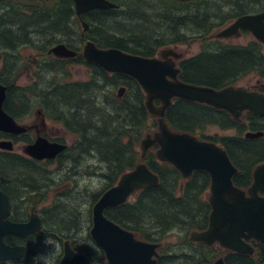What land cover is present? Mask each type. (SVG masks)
<instances>
[{
    "label": "trees",
    "instance_id": "trees-1",
    "mask_svg": "<svg viewBox=\"0 0 264 264\" xmlns=\"http://www.w3.org/2000/svg\"><path fill=\"white\" fill-rule=\"evenodd\" d=\"M111 1L119 9L82 17L91 27L87 36L89 40L100 48H116L150 58L155 57L162 48L187 45L192 38L200 39L204 45L211 44L214 40L210 36L218 32L219 28L240 16L264 9V0H187L189 4L184 0ZM56 6L57 10L53 12L59 16H0V49L19 53L22 48L32 47L42 55L55 44L66 43L76 48V43H84L83 38L81 42L78 40L81 37L78 32L81 25L77 16H72L74 10L70 0H61ZM33 36L41 39V45L37 44ZM57 37L62 39L57 40ZM212 48H204L196 57L182 62V78L185 82L221 88L250 73H256L264 79V51L261 44L252 42L247 47ZM48 58L39 60V70L56 73L65 70L66 64L73 63L90 69L96 80L89 83H53L48 90H42L39 84L24 89L7 83L10 91L6 111L15 118H23L24 115L19 113V107L15 108L14 102L22 103V108H25L30 102L25 94H31L39 97L40 104L45 102L44 109L55 119L64 121L73 133L79 129L83 135L92 124L95 133L92 145L99 162L108 170V174L102 175L110 184L108 188L113 187L121 175L134 169L138 159L139 163H146L160 176V184L142 191L134 205H123L106 213L118 224L137 229L134 221L151 222L153 225L150 228L157 229L159 236L176 228L185 231L204 229L208 215L207 205L201 200L204 182H207L205 174L197 173L194 184L187 185L183 191L180 188V173L173 166L159 164L151 151L144 160L135 151L142 134H151L153 129L154 132L158 129L157 118L151 116L145 107V95L139 84L125 75L107 74L86 61L81 54L69 62ZM38 77L42 80V76ZM99 78L102 79L100 82L105 83L103 85L112 88L126 86L128 96L119 99L111 93L104 98L106 106L101 108L96 105L97 102L91 99L99 98ZM43 94L46 96L43 97ZM76 110L86 112L82 119H76ZM152 119L154 121L150 124ZM166 120L174 131L196 134L202 140L221 142L244 174H250L253 165L264 162V140H246L243 137L221 139L204 134L209 127H219L224 131L236 128L240 135L244 132L241 125L225 112L177 99L168 110ZM257 129L258 125L254 124L252 130ZM3 137L0 134V139ZM36 170L35 165L27 163L19 155L0 152V189L15 200L16 191L21 185V188L39 187L38 182L44 180L42 176L34 178ZM239 183L243 184V179ZM44 201L42 197L40 202ZM142 235L146 239L153 236L146 230ZM10 238L7 237L8 243Z\"/></svg>",
    "mask_w": 264,
    "mask_h": 264
},
{
    "label": "water",
    "instance_id": "water-1",
    "mask_svg": "<svg viewBox=\"0 0 264 264\" xmlns=\"http://www.w3.org/2000/svg\"><path fill=\"white\" fill-rule=\"evenodd\" d=\"M77 18L91 10H117L119 6L109 0H73ZM83 32L90 26L81 22ZM242 30L249 31L264 45V11L247 14L237 18L224 29L213 33L210 39L226 40L237 37ZM49 54L58 59H75L78 53L60 43L52 47ZM83 57L105 72L120 74L134 79L146 94L145 107L148 113L157 118V131L146 134L140 142L141 159L156 146L155 157L160 163H168L179 171L184 179L195 171H204L211 176L212 185L210 204L212 213L208 230L192 232L191 240L212 246L219 243L222 247L239 254L252 255L255 250L247 243L254 239L264 257V198L259 195L264 190V164L254 170V184L245 192L237 188L232 178L238 169L232 164L227 152L214 142L203 141L196 136L176 132L170 128L166 120V112L173 106L174 99H181L213 107L228 112L236 122L241 121L244 112L249 116L264 117V94L250 92L243 87L228 86L217 90L207 86L185 83L179 79L181 69L177 68V60L182 54L175 48H164L158 57H143L130 54L116 48H99L93 41L84 46ZM8 87L0 84V133L20 136L29 128L21 125L7 113L4 103ZM125 89L118 95L122 98ZM160 102L157 105L156 102ZM39 113H41L39 111ZM264 133L249 132L247 139H258ZM67 146L51 143L40 138L33 145L24 146L22 152L38 161L54 160L66 150ZM0 150L13 153L12 141L1 140ZM160 177L146 163H138L136 167L123 174L116 186L106 191L93 208L94 227L92 235L98 245L103 248L112 264H155L152 256L156 255V247L136 241L134 235L123 230L110 221L105 211L127 203L132 195L142 190L158 186ZM11 200L9 195L0 190V262L19 261L26 248L13 247L6 243L10 235L23 239L41 231L42 222L33 214L28 223L11 221ZM135 244L138 248H134ZM127 248L122 249L123 246ZM133 251L128 249V246ZM87 259L67 251L62 264H85ZM215 264H225L223 259Z\"/></svg>",
    "mask_w": 264,
    "mask_h": 264
},
{
    "label": "flooded vegetation",
    "instance_id": "flooded-vegetation-1",
    "mask_svg": "<svg viewBox=\"0 0 264 264\" xmlns=\"http://www.w3.org/2000/svg\"><path fill=\"white\" fill-rule=\"evenodd\" d=\"M60 1L61 0H55L54 3L52 4L51 8H47V9L41 8V9H39V10H41V12H38V11L34 12L37 9L30 8V7H28L26 9L27 11H19L18 10L19 7L16 6L15 4H13L11 2V0L10 1L9 0H2V1H0V16H59L56 13H54L53 11L57 10L56 4L59 5ZM109 1H111V0H109ZM70 3L72 4L73 10H74L72 16H78L76 13L74 1L70 0ZM28 9H30V11H28ZM99 11H104V10H91V11H88L86 13L81 14V16H94V14L96 12H99ZM263 11H264V9L261 10L260 12H263ZM260 12H254V13H260ZM254 13H248V14H254ZM245 15H247V14H245ZM82 21H85V20L79 19L80 25H81ZM89 32H90V29L86 33H84L83 29H82L81 37H79L78 40L80 41L83 38L85 41L84 42L85 44L76 43V44H81V46H82V48L80 46L81 49L78 47L71 48L67 44H66V46L68 48L76 51L78 53V55L81 54L83 56L84 46L86 45V43L88 41H91L87 37ZM243 35L244 36H246V35L252 36V40L250 41V43L256 42V43L261 44V46L263 47V51H264V45L261 42H259L252 35L251 32L245 31V30H242L237 37H233V38L226 39V40H217V41H227V40H232V39H238ZM250 43H248L247 45H244V46L247 47ZM231 47L237 48V47H243V46H231ZM167 48H169V47H167ZM174 48L176 51H178L179 53L182 54V58L177 60L176 62H177V68L181 69L179 79L181 81L185 82L182 78L183 70L181 68V64L183 61H186L190 58H185L184 54L181 51H179L178 46H175ZM49 51H50V49L48 50V55H49V57L51 56L52 59L59 60V61H66V62L74 60V59H58V58L54 57L53 55L49 54ZM160 51H159V53H160ZM11 52L14 55H16L15 50L11 51V50L2 49V48L0 49V63H1L0 84L8 87L7 97H6V101L4 103V109H5L7 102L9 101L10 87H9V85H7V83L11 82L10 84L15 85L16 84L15 81H16V77H17L16 70H15V62H16V60L18 61V59H16V57L14 58L13 55L10 54ZM159 53L155 57H158ZM78 55H77V57H78ZM39 56H42V55H39ZM32 68H33V66H31V67L24 66V69L27 70V73L29 75H31V73H32V71H31ZM38 71H40L39 68H38ZM107 74H110V73H107ZM36 75L39 76L38 73H36ZM248 75L244 76L243 78L238 79L233 84H229L227 86H224L221 88H214V89L220 90V89H223V88L228 87V86H234L236 88L242 87V86H240L239 81H241L242 79H244ZM36 80L37 79H35L34 82H36ZM93 80L94 81L96 80L95 77H90L88 81H84V82L89 83ZM98 80H99V82H98L99 88H98L97 92L99 93V98L97 99V98L93 97L91 100L94 103L97 102L96 105H98L102 108V106H106V103H105L106 101L104 98L106 96L111 95V93L109 92L110 91L109 88H112V86H109L107 84L102 86V84H105V83L100 82V80H102L101 78H99ZM262 80L264 81V79H262ZM185 83H187V82H185ZM191 84H193V83H191ZM200 86H205V85H200ZM207 87H209V86H207ZM103 88L106 89V91H103ZM121 88H124L126 90L125 94L122 98H120L118 95V92H117V98L124 99L125 96H127L128 90H127L126 86H123V85H121L120 89ZM211 88H213V87H211ZM243 88L247 89L250 92H258V93L264 94V85H262L261 87H243ZM141 90H142V88H141ZM142 92L144 93L145 100H146V94L143 90H142ZM28 95H30V94H25L26 97H28ZM42 96L45 97L46 95L43 94ZM175 100H177V99H174V103H175ZM178 100H181V99H178ZM44 103L45 102H43V104L37 105V106H39V108L35 111L36 120L32 124H27V125L21 124L19 122V121H21L20 120L21 118H15L14 117L19 124L25 125L29 128V131L26 134H23L20 136H14V135H10V134L0 133L1 135L4 136L2 139H0V141L1 140L12 141L14 144V150L15 151H16V147L21 144V146L19 147L21 149V152H22L24 146L33 145L40 138L47 139L51 143H59V144L66 145L67 146L66 150L62 154L57 156V158L54 160L38 161V160L31 158L27 155H21L20 156L15 151L11 154L19 155L27 163L35 165V168H37L36 172H34L35 174H39V175H42V174L46 175L47 174V175H49V174H52L53 171H56V170H54L55 168L57 170H65L64 166L68 165V163H71L73 165V167H72V169L69 170V172H68L69 175H71V173H73L74 175H80L81 173H83V176L86 177L85 172L88 170L89 173H87V174H88V176H91V174H92L91 165L88 164V166H85V161L86 160H90V161L93 160L94 161L96 159V157H95L96 153H95L93 145H92L93 144V138L95 136L94 126L91 124L87 128L88 131H86L83 135L80 134V132L78 131L79 129H76L77 132L73 133L68 129V127L66 126V123L64 121L55 119L54 117L51 116V114L48 113V111L46 109H44ZM157 103H159V104H157ZM191 103H193V102H191ZM20 104H22V103H18V101L14 102L15 106L21 107L22 105H20ZM156 104L160 105V102L157 101ZM196 104H198V103H196ZM199 105H202V104H199ZM46 106H49V104H47ZM203 106H206V105H203ZM34 107H35L34 105H31V103L28 102L27 107L21 108L18 111L20 114L24 115L23 118L25 119V118H28L32 115V112L34 111ZM206 107H209V106H206ZM210 108L217 110L213 107H210ZM5 111H6V109H5ZM39 111L41 113H39ZM217 111L227 113L229 115V117L234 121L233 117L228 112H226L224 110H217ZM167 112H166V114H167ZM75 114L78 116L76 119H82V115L86 114V112L81 111V110H76ZM50 120L61 123L62 127L61 128H50L47 124V121H50ZM234 122L237 124H240L242 129H244V132L241 135L239 134L238 129L233 128L230 130H226V131H233L234 132L233 135H231V136H218V137L221 139L225 138V137H231V138L243 137L246 140H264V136L261 138H258V139H247L245 137V135L249 132L264 133V117L249 116V115H247L246 112H244L242 117H241V121L240 122L234 121ZM254 124L258 125V129L256 131L252 130V126ZM222 131H224V130H222ZM185 133H187V132H185ZM192 135L196 136L197 138L200 137L199 135H196V134H192ZM209 136H211V135H209ZM199 139L202 140L201 138H199ZM203 141H208V140H203ZM209 142H213V141H209ZM214 143H216V142H214ZM216 144L218 146H220L221 148H223L228 154V151L222 145L221 142L216 143ZM154 148H156V149H154ZM154 148L153 149L155 150V153H156V151L158 150L159 147L156 146ZM0 152L9 153V152H5L2 150H0ZM140 156H141V154H140ZM228 157L230 158L232 164L238 169V173L232 178L234 185L237 188H239L245 192H248V190L254 184V177H253L254 170L258 166L264 164V162L260 163L256 166L253 165L250 168V174L247 175V174H244L243 170L232 161L229 154H228ZM158 163L159 164H166V163H160V162H158ZM52 167H55V168L52 169ZM104 169L107 170L105 165H104ZM99 171H101V170H99ZM197 173H203L207 177V182H204L205 187H204L203 193L201 194V200L206 203L207 210H208V215H206V224L204 225V229L185 231V230H178V228H176L173 231H170L169 233H167L166 235L159 236V231L157 229L150 228L151 225H153V223H151V222L148 223V222H143V221H134L137 229H131V228H126V227L122 226L121 224H118L117 222H115L109 216L106 215V213H108L109 211L111 212L113 210H116L123 205H121L119 207L107 209L105 211V215L110 221L114 222L120 228H122L123 230L133 234L134 239L136 241L146 243V244H149L151 246L156 247L154 250L156 251L157 254L152 256V260L155 261V264H215L220 259H223L225 264H264V257L262 255V252H261L259 246H258V243L254 239L247 241V243L250 244L253 247V249L255 250L254 254H252V255L235 253L233 251H230V250L222 247L219 243H215L212 246H208L206 243L194 242L191 240L192 232H194V231L203 232V231L208 230L209 225H210V216L212 213V206L210 204V197L212 195V192H211L212 180H211V176L207 172L195 171L187 179H184L180 173V176H181V181H180L181 187L180 188L183 191H185L184 189L186 188L187 185L192 186L194 184V182L196 181V178L198 176V175H196ZM103 175H105V174H103ZM42 178L45 179V177H42ZM119 179H118V181H119ZM240 179H243V184L239 183ZM118 181L116 182V184L114 186H116L118 184ZM39 183L40 182H38L37 186L40 185ZM39 187L21 188L18 191H16V196L18 198V196H19L18 193L20 190L21 191H27L24 193V196L27 194L40 193L39 191H41V190L38 189ZM113 187H111V188H113ZM111 188H107L102 194H98V195H100L99 199L102 197V195L106 191H108ZM142 191H144V190H142ZM142 191L137 192L134 195H132L130 197V199L127 201V203H125L124 205H134L137 202L138 196ZM4 192H6V191H4ZM98 195H94V197H93V206H92L91 215H90V226L88 228H86L87 230L85 232V236H84V232L82 230V227L80 225V222H78V221H60V220L55 218L56 215L58 214V212L60 213V210H57V208H62L61 205L57 204L55 207L47 210L46 216L49 219H45L43 217V215L35 212V210H31L29 214H27L26 216H23V218H21L18 216V212H17V208H18L17 207L18 205H16L17 199L12 200V198L9 195L10 200H11V216H10L11 221L16 222V223H28L30 221L31 216L33 214H36L41 219L42 227H41L40 232H37L36 234H33L26 239H23V238L18 237V236L10 235V237H11L9 239L10 243H8L7 237H9V236H7L5 238V241L8 245L13 246V247L23 246L26 248V251H25L24 257L21 260L0 262V264H45V262L41 263V262L37 261V257L39 256V254H41L40 252H43V256H45L47 254H51L53 256V259H52L53 263L52 264H62V260L64 259L67 251H73V253L75 255L82 256V257H84V259H87L88 263H85V264H112L110 262V259L108 257L107 252L98 245V243L96 242L95 238L92 235V229L94 227L93 208L96 205V203L99 201V199L96 198ZM204 195L206 197V200L203 197ZM259 195L262 198H264V190H261L259 192ZM14 218H16V220H14ZM145 230L148 234H151L153 236L146 239L142 235ZM178 232H185V236H186V237L183 236L182 244L180 247L182 249L186 250L188 248V246H195V249L193 250L192 253H190V252H181V253L175 252V249L173 247V245H175V244L173 242H171L170 238H171V235H173L174 233H178ZM192 243H194V244H192ZM133 247L138 248L135 244H133ZM125 248H127V246L124 245L122 247V249H125ZM54 249L57 250L56 251L57 255L55 257L52 253ZM128 249L130 251L134 252L133 248L130 245L128 246ZM46 250H47V254H46ZM223 251H224V253H223ZM43 259L46 261L47 258L43 257Z\"/></svg>",
    "mask_w": 264,
    "mask_h": 264
},
{
    "label": "rangeland",
    "instance_id": "rangeland-1",
    "mask_svg": "<svg viewBox=\"0 0 264 264\" xmlns=\"http://www.w3.org/2000/svg\"><path fill=\"white\" fill-rule=\"evenodd\" d=\"M54 1L55 0H47V1L46 0H11L13 4L19 7V11H26L28 7L35 8L37 10L41 8L42 9L51 8ZM184 2L187 3V0H184ZM187 4H189V2ZM234 21L235 19L229 22L227 25H224V27L219 28L218 30L220 31L224 29L225 27L229 26ZM78 32H80V34L82 33L81 26H79ZM33 39L37 42L38 45H41V42H40L41 39H38L34 36H33ZM61 39H62L61 37H57V40H61ZM66 40L68 39L66 38ZM251 40H252V36L243 35L238 39H232V40H227V41L214 40L213 42H211V44H212V47L214 48H220L222 46H244L250 43ZM72 41H73V37H72ZM211 44L209 43L207 45L206 44L204 45L200 39L192 38V41L189 44L180 45L178 47H179V51H181L184 54L185 58H192L194 56L199 55L204 48L205 49H208V47L212 48ZM55 45L49 47L46 50L47 54L46 52L42 53V56H39L38 54L39 52L34 50L32 47L22 48L19 51V53L17 52L15 53L16 55H14L12 52L10 53L13 55L14 58L16 57V59H18V61L16 60L15 62V70H16V75H17L15 85L18 88L20 87V88L25 89V88L32 87L35 84H39L42 90H48L50 87V84H53V83L84 82V81H88L89 78L92 77V73L90 72L88 68H86L83 65H78V64H73V63L66 64L65 70L59 71L56 73H51V72L45 73L42 70L38 71L39 60L41 58L42 60H46V59L49 60L48 50L54 47ZM80 46L81 44H77L78 48H80ZM169 47L174 48L175 46L172 45ZM159 51L157 52L156 56L158 55ZM24 66H28V67L33 66V68L31 69L32 71L31 75L27 73V70L24 69ZM0 68H1V63H0ZM36 73L42 76V80L39 79ZM35 79H37L36 82H34ZM239 84L242 87H261L262 85H264V81L259 77L258 74L251 73L247 77L239 81ZM120 87L121 86L117 88H109L110 89L109 92L117 95V92L120 89ZM103 91H106V89L103 88ZM127 96H128V93H127ZM23 98H25V96ZM27 98L30 99L31 105H34L35 107L30 117L25 118V119L24 118L20 119L21 121L19 122L25 125L32 124L36 120L35 111L39 108V106L37 105L40 104L39 97H35L30 94L28 95ZM17 107L19 106H15V108ZM22 107L23 106L19 107L18 109ZM61 111H66V110L61 109ZM51 121L52 120L47 121V124L50 128H61L62 127L61 123L55 122V121L51 122ZM153 121L154 120L152 119L150 124H152ZM152 131L154 132V129ZM204 132H205L204 134L207 136L209 135L231 136L234 134L233 131H222L219 127H209L205 129ZM145 136L146 134H142V139ZM20 146L21 144L18 145L16 147V151L15 150L14 151L21 156L24 154L21 152V149L19 148ZM135 151L138 152V155L140 156L141 154L140 144H138L135 147ZM151 152L152 154H155V150H151ZM95 157L96 159L94 161L93 160L85 161V166H88V164L91 165V172H92L91 176H88L87 174L89 173L88 170L85 172L86 177L83 176V173H81L80 175H74L73 173H71V175H69L68 172L73 167L71 163H68V165L64 166L65 170H57L55 167H52V169L55 168L54 170H56V171H53L52 174H49V175L36 174V177L34 178H37V177L39 178V176L45 177V179L39 183L41 192L34 193V194H27L24 196V193L27 191H21V190L19 191L18 193L19 196L18 198L16 197L17 199L16 205H18L17 206L18 216L23 218V216H26L27 214H29L31 210H35V212L43 215L45 219H49L46 216L47 210L59 204L62 206V208H57V210H60V213L57 214L55 218L60 221L80 222V225L82 227V230L85 236V232L87 230L86 228L90 226V215H91V210L93 206V197L94 195H98L102 193L105 189H107L110 186L109 182L102 176L103 174H108V170H105L104 165L99 163V160L96 155ZM138 163H139V159H138ZM35 182L37 181L35 180ZM21 186L19 189H21ZM42 197L45 198L44 202H40V199ZM203 197L206 200L205 195ZM183 236H185V232H178V233H174L173 235H171L170 240L171 242L175 244L173 245L175 252L192 253L193 250L195 249V246H188L186 250L180 247L182 244ZM56 251L57 250L54 249L52 252L54 257L57 255ZM40 253L41 254H39V256L37 257V261L41 263L45 262V264L53 263L52 261L53 256L51 254H47V250H46L47 255L45 256H43V252H40ZM43 257L47 258L46 261L43 259Z\"/></svg>",
    "mask_w": 264,
    "mask_h": 264
},
{
    "label": "bare ground",
    "instance_id": "bare-ground-1",
    "mask_svg": "<svg viewBox=\"0 0 264 264\" xmlns=\"http://www.w3.org/2000/svg\"><path fill=\"white\" fill-rule=\"evenodd\" d=\"M194 57H196V56H194ZM192 58H193V57H192ZM135 167H136V166H135ZM135 167H134V168H135ZM132 170H133V169H132ZM130 171H131V170H130ZM127 172H128V171H127ZM124 174H125V173H124ZM121 176H122V175H121Z\"/></svg>",
    "mask_w": 264,
    "mask_h": 264
}]
</instances>
